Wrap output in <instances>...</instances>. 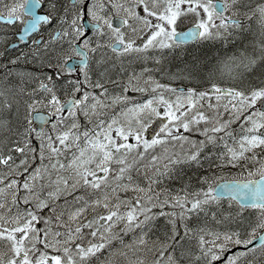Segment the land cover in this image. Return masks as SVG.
I'll return each instance as SVG.
<instances>
[{"label":"snow or ice","instance_id":"snow-or-ice-1","mask_svg":"<svg viewBox=\"0 0 264 264\" xmlns=\"http://www.w3.org/2000/svg\"><path fill=\"white\" fill-rule=\"evenodd\" d=\"M0 264H264V0H0Z\"/></svg>","mask_w":264,"mask_h":264}]
</instances>
